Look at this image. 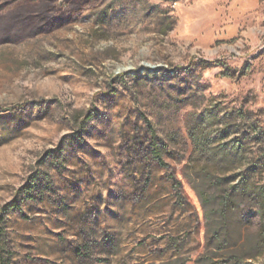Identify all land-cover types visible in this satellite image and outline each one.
Masks as SVG:
<instances>
[{
  "label": "rangeland",
  "instance_id": "374dc122",
  "mask_svg": "<svg viewBox=\"0 0 264 264\" xmlns=\"http://www.w3.org/2000/svg\"><path fill=\"white\" fill-rule=\"evenodd\" d=\"M208 113L264 134V0H0V264H193ZM221 223L247 251L260 220Z\"/></svg>",
  "mask_w": 264,
  "mask_h": 264
},
{
  "label": "trees",
  "instance_id": "16d2710c",
  "mask_svg": "<svg viewBox=\"0 0 264 264\" xmlns=\"http://www.w3.org/2000/svg\"><path fill=\"white\" fill-rule=\"evenodd\" d=\"M214 120L215 116L211 113L198 115L188 127V135L193 145L189 162L203 161L199 167L200 177L206 178L211 186H223L218 195L214 196L193 187L199 197L206 226L204 251L197 256L193 264H264V182L254 180L262 171L264 158L260 154L247 161L245 156L246 145L263 144V131L254 121H247L248 128L241 132L222 119L216 123ZM214 124L219 127L212 131ZM232 134H240L241 137L229 138ZM259 150L258 147L256 151ZM155 152L159 153L157 148ZM159 164L167 168L163 161H159ZM195 165L193 163L194 167ZM183 174L188 180L189 176ZM168 177L172 180L178 201H182L180 181L171 173ZM244 206L255 210L260 220L259 228L252 233L251 239L244 241L248 247L247 251L231 247V232L221 226V221L228 220ZM17 208L18 204L14 203L10 205L9 210ZM2 250L0 242V258ZM186 262L179 256H173L158 264Z\"/></svg>",
  "mask_w": 264,
  "mask_h": 264
}]
</instances>
